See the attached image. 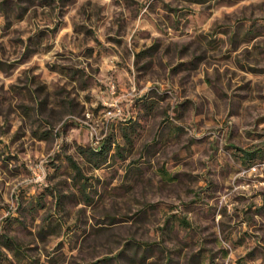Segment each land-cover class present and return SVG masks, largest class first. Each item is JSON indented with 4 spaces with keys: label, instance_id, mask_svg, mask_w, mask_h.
<instances>
[{
    "label": "rangeland",
    "instance_id": "374dc122",
    "mask_svg": "<svg viewBox=\"0 0 264 264\" xmlns=\"http://www.w3.org/2000/svg\"><path fill=\"white\" fill-rule=\"evenodd\" d=\"M0 264H264V0H0Z\"/></svg>",
    "mask_w": 264,
    "mask_h": 264
},
{
    "label": "trees",
    "instance_id": "16d2710c",
    "mask_svg": "<svg viewBox=\"0 0 264 264\" xmlns=\"http://www.w3.org/2000/svg\"><path fill=\"white\" fill-rule=\"evenodd\" d=\"M105 150H106L105 147H100L99 149L94 148L92 151L94 153H98V152L103 153Z\"/></svg>",
    "mask_w": 264,
    "mask_h": 264
}]
</instances>
